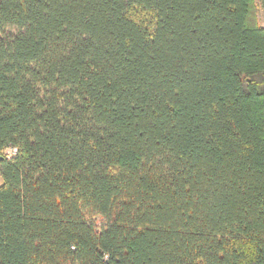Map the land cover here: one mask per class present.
I'll use <instances>...</instances> for the list:
<instances>
[{
    "label": "trees",
    "instance_id": "obj_1",
    "mask_svg": "<svg viewBox=\"0 0 264 264\" xmlns=\"http://www.w3.org/2000/svg\"><path fill=\"white\" fill-rule=\"evenodd\" d=\"M0 157V264H264L255 0H0Z\"/></svg>",
    "mask_w": 264,
    "mask_h": 264
},
{
    "label": "rangeland",
    "instance_id": "obj_2",
    "mask_svg": "<svg viewBox=\"0 0 264 264\" xmlns=\"http://www.w3.org/2000/svg\"><path fill=\"white\" fill-rule=\"evenodd\" d=\"M255 4H256V8H257V21L259 23V25L264 26V0H255ZM13 153V149H7L5 151V155L10 156ZM3 180H2V176L0 174V184H2ZM94 222H96V224L98 226H103L104 224V220L99 217L96 216L93 219Z\"/></svg>",
    "mask_w": 264,
    "mask_h": 264
},
{
    "label": "water",
    "instance_id": "obj_3",
    "mask_svg": "<svg viewBox=\"0 0 264 264\" xmlns=\"http://www.w3.org/2000/svg\"><path fill=\"white\" fill-rule=\"evenodd\" d=\"M1 158V157H0Z\"/></svg>",
    "mask_w": 264,
    "mask_h": 264
}]
</instances>
